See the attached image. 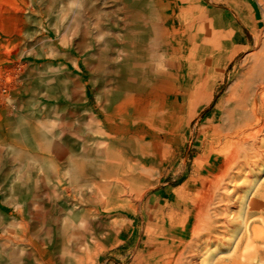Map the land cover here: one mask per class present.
Returning a JSON list of instances; mask_svg holds the SVG:
<instances>
[{
    "label": "rangeland",
    "instance_id": "1",
    "mask_svg": "<svg viewBox=\"0 0 264 264\" xmlns=\"http://www.w3.org/2000/svg\"><path fill=\"white\" fill-rule=\"evenodd\" d=\"M92 4L103 30L91 18ZM254 6L260 9L255 0H0V264H65L71 251L89 264H137L181 230L184 203L198 195L210 139L238 73L263 53L264 19ZM132 21L139 25L137 50L165 30L169 40L180 34V49L169 41L161 65L128 64L125 26ZM129 88L137 96L134 109L118 127L130 138L122 156L129 162L112 155L121 166L100 178L106 158L90 144L103 136L90 107L98 97L114 105V96ZM66 151L72 168L100 170L90 179L102 194L75 195V220L84 224L69 231L78 235L92 224L95 249L70 248L75 239L64 225L73 197L62 195L60 208L53 205V190L61 187L48 179V164L64 182L71 165ZM246 172L227 212L224 241L205 248L196 264H264V167ZM253 202L259 209H251Z\"/></svg>",
    "mask_w": 264,
    "mask_h": 264
},
{
    "label": "bare ground",
    "instance_id": "2",
    "mask_svg": "<svg viewBox=\"0 0 264 264\" xmlns=\"http://www.w3.org/2000/svg\"><path fill=\"white\" fill-rule=\"evenodd\" d=\"M255 1L260 6V9L258 7V9H256V7L254 6L255 10H257L258 14H260V16L264 19V0ZM99 9L100 8L95 6V4H92L91 18L96 16L97 22H95L97 23L98 27L103 30V28H106V26L104 25V20L102 19V14L99 12ZM133 16L136 17V20L139 19V15H137L136 13H134ZM135 19L133 20L136 22ZM134 21L125 26L127 34L129 32L127 39L124 41V47H126L127 49L125 60L128 64L133 65L137 64V62L140 63L141 61H143L150 67L153 65L152 62L161 65V61L165 62L166 60L167 43L169 41H173L172 46H178L180 49L181 44L178 42L180 34L178 32H176L178 34L176 35V37H173L172 40H169L167 30H160L161 35L159 39L154 40L156 42H146V44L142 46L141 51L137 50L135 44L136 42L134 41L136 35L138 34L137 28L139 27V25H137ZM176 25L177 23L175 24V26ZM184 38L186 39V37ZM138 54H140L141 56H138ZM253 60L254 61H252L250 64L246 65L239 71L237 83L230 92V96L226 103V107L224 108L223 115L220 118L221 124L217 130V133L214 134L210 139L211 149L208 152V159L203 164V167L199 173L198 183L195 186V190L198 191V193L196 194L198 195H196L195 198L190 197L191 200L187 203H184V209L182 210L183 226L181 230L172 232L171 238H169V240L163 239L159 241L157 251H153L148 259H145L142 256L139 257L137 264H196L197 258L201 255V252L205 248L214 244H220L224 241V238L228 232V227L231 224V221H229L227 217V212H229L230 208H235V205L237 204L239 197L238 191L241 189L242 185L239 184L244 181L243 177L245 175L246 177L251 175L250 173H247L246 170L249 168L256 169L264 167V49L263 53H260ZM135 75L136 74L133 72H131L130 75L128 74L129 81L135 80ZM136 80L138 79L136 78ZM134 90V88H129L125 92L120 91L119 93H117L113 98V102H115L114 105H101V99L99 97L95 102L91 104L90 109L94 116V120L96 121L95 128L97 129V133L100 135V137H104H102L101 140L95 139V142L90 144L91 150L94 149L98 154L101 153L102 149L104 158H106L101 164L102 173L99 176L100 178H105V172L109 171V169L121 166V164L119 163L116 164L115 160L113 161L110 159L112 155L114 158H119V160H121V158L126 155L124 151V144L130 142V138L122 135L118 127L122 124H125L123 119L127 111L134 109L132 102L136 101L137 98L135 92H131ZM126 101H128L127 105L125 104ZM119 102H124V104L120 107L118 104ZM88 141L89 140H87V142ZM63 145L66 147L68 143L64 142ZM109 151H114V154L113 152L108 154ZM62 157L71 164L70 167H68V169H66V171L62 174L64 182L61 180L60 175L57 174L58 171H56L55 167V171H53V162L49 161L48 164V179L52 180L51 177L54 176L53 180H55L56 185L61 187V190H53V195H56L57 198V201L53 200L55 202L53 203V205L57 208H60L59 206L63 204L61 200L62 195L66 194L69 198L73 197L75 203H73L72 206L69 205L68 207H66V210L70 212H68L69 218H71L70 216H72V218L68 224L66 223L64 225V230H67L70 234V236H67H72L75 239L74 241L71 239V242L73 241V244L70 245V248L81 249L82 247H85L86 250H91L92 248L95 249L97 247L96 243L91 244L90 242V239L94 241L96 237V233L92 232L91 230L92 224L87 226V228L78 235L77 232L70 233L69 231H71L73 227L75 228V226H83L84 224V222H77V220H75V210L76 205L78 204L75 195H86L88 193H93L92 195L96 194L100 196L102 194L100 184L97 181H92V179H90V176L95 172V170H100L97 167H95L96 169H85L83 166H76V168H72L74 167L72 166V164H74V161L72 160L70 153L67 151L64 152V155ZM127 158H123V161L126 163L129 162ZM86 159L89 160V157H87ZM142 166L143 165H141V167ZM128 167L130 168V166ZM155 170L157 169L155 168ZM55 174L57 175L56 177ZM241 178L243 181L240 182ZM231 186H233V188L229 189V187ZM250 207L252 210L259 209V206L256 202H253ZM230 215L228 216L231 217ZM106 218L111 220L113 217L110 216V214H106ZM86 221L89 223V220ZM35 230L36 229L34 227V230L32 231ZM253 233L256 236L259 233V230L255 227L253 228ZM29 240L33 242L30 233L28 235V241ZM70 254L73 258L69 259V261H66L65 264H89L84 261V257H79V259H77V252L75 254L71 251ZM46 264H64V261L55 262L49 260V262H46Z\"/></svg>",
    "mask_w": 264,
    "mask_h": 264
}]
</instances>
